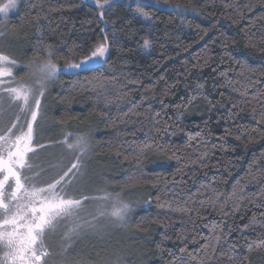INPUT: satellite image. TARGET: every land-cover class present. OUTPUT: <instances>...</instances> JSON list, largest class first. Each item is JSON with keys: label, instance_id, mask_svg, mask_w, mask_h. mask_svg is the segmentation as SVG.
Returning a JSON list of instances; mask_svg holds the SVG:
<instances>
[{"label": "trees", "instance_id": "1", "mask_svg": "<svg viewBox=\"0 0 264 264\" xmlns=\"http://www.w3.org/2000/svg\"><path fill=\"white\" fill-rule=\"evenodd\" d=\"M150 1L145 23L134 0L103 18L85 0H21L7 52L65 65L107 37L104 63L60 73L44 100L60 133H91L89 162L136 204L130 264H264V0Z\"/></svg>", "mask_w": 264, "mask_h": 264}, {"label": "snow or ice", "instance_id": "2", "mask_svg": "<svg viewBox=\"0 0 264 264\" xmlns=\"http://www.w3.org/2000/svg\"><path fill=\"white\" fill-rule=\"evenodd\" d=\"M95 4L101 10V18L105 7L112 6L111 0H103V3L95 0ZM16 7L17 0H7V3L0 4V16L7 19L9 10ZM137 12H140L139 8ZM145 47H148L147 41ZM107 52L105 37L104 42L96 46L87 59L70 63L68 69L85 70L90 62L105 59ZM51 57V51L48 52V59L34 57L32 63L27 65L24 76L17 79L13 68L17 67L18 62L0 52V248L4 250L0 264H49L47 258L51 253L46 244L48 235L61 231L62 236L68 239L85 225L95 229L97 224L94 222L105 217L112 223L126 226L127 217L132 210V206L121 199L119 193H105L101 196L71 194L78 178L85 176L84 158L91 155L87 135L72 136L71 142L66 136L61 143L74 153L72 162L51 180L37 181L36 178L41 173L47 174L44 167L35 163L37 149L45 147L35 142L37 120L41 114V101L47 84L58 79L60 71ZM5 99L9 102V108L14 106L17 109L8 123L4 120ZM261 123H264V116L261 117ZM254 131L264 137V128ZM155 151L163 150L152 149L150 144L145 143L140 154ZM191 163L195 164L197 161L192 160ZM49 167L55 169L57 165ZM131 183L133 181L130 178L125 187ZM93 201L111 203L108 206L101 205L91 214V219H87L81 214L87 208L86 202ZM168 207L171 210V205Z\"/></svg>", "mask_w": 264, "mask_h": 264}, {"label": "rangeland", "instance_id": "3", "mask_svg": "<svg viewBox=\"0 0 264 264\" xmlns=\"http://www.w3.org/2000/svg\"><path fill=\"white\" fill-rule=\"evenodd\" d=\"M92 4H95V0H85ZM137 4L135 5L134 13L138 18L145 23H151V16L142 8V4L150 3V0H134ZM7 3V0H0V4ZM21 0H17V7L15 9H10L7 19L0 16V52L5 55L11 56L7 51H11L8 47L9 41L12 38L13 31H11L9 26V17L18 12ZM96 5V4H95ZM140 12H137V9ZM144 13L147 15L145 16ZM14 38V35H13ZM148 42V41H147ZM143 53L149 54L151 52V46L148 43V47L145 44L142 47ZM6 50V53L5 51ZM109 46L106 58L102 61L96 63L90 62L86 69L97 66L104 63L109 55ZM12 57V56H11ZM88 57V56H87ZM87 57L82 58L78 61H72L65 65H58L53 60L60 73H74L79 72L78 70L68 69L70 63H79L80 61L87 59ZM13 58V57H12ZM14 59V58H13ZM41 60L48 59L40 58ZM16 60V59H15ZM17 61V60H16ZM33 59L29 62H19L17 61V67L13 68V72L17 73V79L20 76H24L27 71V65L32 63ZM53 80L49 81L47 84V90ZM46 90V92H47ZM45 92V93H46ZM44 97L41 101V114L38 117L36 125V143L45 145L44 148L37 149V155L35 157V163L40 164L47 170V174L41 173L37 177L38 182H43L46 180H51L59 171L70 165L74 158V153L67 150L66 147L61 143L67 136L71 142L72 136L75 135H87L91 144V149L93 147L92 135L91 133H77V132H66L61 131V133L53 127L52 119L49 114L48 103L45 102ZM4 107L6 109L4 120L6 123L10 122L11 115L17 111L13 106L9 108V102L7 99L4 100ZM57 141H54L55 138ZM31 155V154H30ZM85 159V176L74 184L72 189L73 195H88V196H101L105 193H111L113 195L116 192L108 191L107 175L103 172H98L95 165L89 162L90 156ZM50 165H57L55 169H51ZM120 194L121 199L129 203L132 206V210L127 217L128 224L121 225L119 223H112L107 217L95 221L97 224L95 229L84 226L77 234L72 235L70 238L65 239L62 236L61 231H57L52 235L46 237V244L51 253L49 264H130L133 259L140 256L142 252V247L137 240L135 235H132L129 229L131 218L134 214L136 204L129 202L123 195ZM110 201H93L91 203L86 202L87 208L82 212V216L87 219H91V214L96 212L101 205L108 206ZM82 222V221H81ZM4 250L0 248V257L3 256Z\"/></svg>", "mask_w": 264, "mask_h": 264}]
</instances>
